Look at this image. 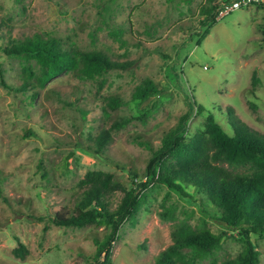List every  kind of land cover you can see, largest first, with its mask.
<instances>
[{"label":"rangeland","instance_id":"1","mask_svg":"<svg viewBox=\"0 0 264 264\" xmlns=\"http://www.w3.org/2000/svg\"><path fill=\"white\" fill-rule=\"evenodd\" d=\"M202 2L0 0V45L9 37L41 34L128 66L110 71L101 89L100 79L63 74L29 106V93L13 91L23 83V62L0 52V264H88L106 229L90 224L64 230L48 219L73 210L81 196L78 183L89 171L111 173L125 192L136 194L135 184L147 183L151 150L189 111L190 137L203 128L206 114L225 122L227 107L264 134V5L230 12L206 28L198 13ZM145 79L159 94L136 105L132 93ZM111 98L121 101L118 108L107 106ZM193 103L204 112L197 114ZM123 119L131 122L111 131L110 142L94 154V138ZM184 191L187 196L150 185L139 192L140 206L120 228L111 264H153L172 243L175 222L159 218L163 205H173L178 219L187 217L192 227L203 218L213 233L222 231L213 220L220 218L217 210L192 188ZM123 195L109 197L112 210ZM250 238L264 264V237ZM17 243L27 251L23 259L13 254ZM241 251L236 233L228 232L221 249L199 264Z\"/></svg>","mask_w":264,"mask_h":264},{"label":"trees","instance_id":"2","mask_svg":"<svg viewBox=\"0 0 264 264\" xmlns=\"http://www.w3.org/2000/svg\"><path fill=\"white\" fill-rule=\"evenodd\" d=\"M229 1L234 0H203L198 6L201 26L214 25L221 3ZM259 5H264V1ZM121 33L118 30L112 32L119 38ZM4 42L0 45L1 54L24 64L23 83L13 91L23 95L29 93V106L40 90L63 74L71 73L80 80L100 79L98 88L101 89L110 71L128 68L112 63L100 51L79 52L58 38L41 34L22 39L9 37ZM158 94L154 83L145 79L134 88L131 100L140 105ZM120 104L117 98L107 101L111 109ZM193 106L197 114L204 112L197 103ZM191 114L192 111L184 114L177 125L163 135L159 148L151 150L145 170L147 183L137 182L136 194L133 190L125 192L111 173L89 171L78 183L81 196L73 210L57 212L48 219L52 225L64 230L81 229L90 224L106 229L103 239L95 241L96 250L88 264H111L112 247L120 228L138 210L139 192L150 185L165 186L168 191L181 196H187L185 188H192L202 202L217 210L220 218L213 220L222 228L213 233L203 218L192 227L187 217L178 219L173 205H163L159 218L175 222L170 233L172 243L156 256L153 264H199L221 249L228 232L236 233L242 251L235 258L212 260L209 264H260V254L250 236L264 237V134L248 127L235 116L233 109L227 107L223 114L225 122L218 121L219 115L206 114L203 128L190 137L187 122ZM130 122L123 119L100 131L91 151L99 154L110 142L111 131ZM26 136L34 135L26 133ZM72 156L69 153V157ZM136 178L132 175V181ZM116 191H122L124 195L112 210L108 199ZM13 254L23 259L27 251L17 243Z\"/></svg>","mask_w":264,"mask_h":264},{"label":"built area","instance_id":"3","mask_svg":"<svg viewBox=\"0 0 264 264\" xmlns=\"http://www.w3.org/2000/svg\"><path fill=\"white\" fill-rule=\"evenodd\" d=\"M264 0H234L229 2L221 3L219 8V13L217 20L221 19L230 12L236 11L238 9L247 8L249 6L259 5Z\"/></svg>","mask_w":264,"mask_h":264}]
</instances>
